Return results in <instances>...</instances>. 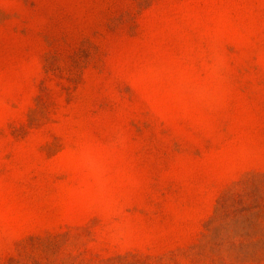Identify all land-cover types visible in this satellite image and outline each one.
Segmentation results:
<instances>
[{
	"label": "rangeland",
	"instance_id": "rangeland-1",
	"mask_svg": "<svg viewBox=\"0 0 264 264\" xmlns=\"http://www.w3.org/2000/svg\"><path fill=\"white\" fill-rule=\"evenodd\" d=\"M0 264H264V0H0Z\"/></svg>",
	"mask_w": 264,
	"mask_h": 264
}]
</instances>
